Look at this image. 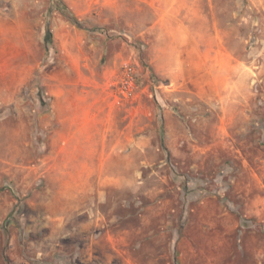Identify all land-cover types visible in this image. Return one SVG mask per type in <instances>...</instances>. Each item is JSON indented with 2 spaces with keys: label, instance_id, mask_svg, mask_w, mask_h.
<instances>
[{
  "label": "rangeland",
  "instance_id": "obj_1",
  "mask_svg": "<svg viewBox=\"0 0 264 264\" xmlns=\"http://www.w3.org/2000/svg\"><path fill=\"white\" fill-rule=\"evenodd\" d=\"M0 264H264V0H0Z\"/></svg>",
  "mask_w": 264,
  "mask_h": 264
},
{
  "label": "crops",
  "instance_id": "obj_2",
  "mask_svg": "<svg viewBox=\"0 0 264 264\" xmlns=\"http://www.w3.org/2000/svg\"><path fill=\"white\" fill-rule=\"evenodd\" d=\"M184 31H185V28H184ZM23 36H24V34H22L19 31L16 34H14L13 41H15L16 44H18V43L20 44L24 40ZM173 37H174V41H176V42H186L187 35H181L180 36V35L174 34ZM190 37L191 36H188V39L192 38V41L194 40V42L198 43V41H197V39L195 37H193V36L191 38ZM17 48L20 49V46L17 47ZM195 51H197V48L195 49ZM216 53H217V55H215L214 59H216V61H217L216 65L218 66L219 71H220L221 74L224 73V74L230 75L233 72L237 73L239 71V66H238L237 61L233 60V58H232V56L230 54L222 53V52H219V51L216 52ZM231 90L232 91L235 90L234 93L237 94L238 89L236 87V83H234V89H231ZM59 121H61V120H59ZM69 123L71 124L72 122L69 121ZM91 123L93 124L94 121L91 122ZM73 133H74V136H77V133H80V135H83L82 132H80V130H75ZM100 136H101L102 139H104V131H102L100 133Z\"/></svg>",
  "mask_w": 264,
  "mask_h": 264
},
{
  "label": "trees",
  "instance_id": "obj_3",
  "mask_svg": "<svg viewBox=\"0 0 264 264\" xmlns=\"http://www.w3.org/2000/svg\"><path fill=\"white\" fill-rule=\"evenodd\" d=\"M70 20L72 21V23L77 25V21H76V19L74 17H71Z\"/></svg>",
  "mask_w": 264,
  "mask_h": 264
}]
</instances>
